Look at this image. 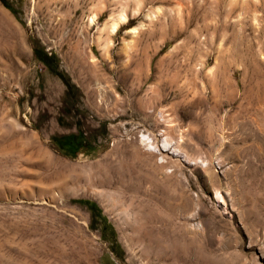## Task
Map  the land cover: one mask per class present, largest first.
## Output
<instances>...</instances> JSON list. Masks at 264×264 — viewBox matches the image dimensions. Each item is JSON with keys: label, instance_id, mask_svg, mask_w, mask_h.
Returning a JSON list of instances; mask_svg holds the SVG:
<instances>
[{"label": "rangeland", "instance_id": "374dc122", "mask_svg": "<svg viewBox=\"0 0 264 264\" xmlns=\"http://www.w3.org/2000/svg\"><path fill=\"white\" fill-rule=\"evenodd\" d=\"M5 2L0 264H264V0Z\"/></svg>", "mask_w": 264, "mask_h": 264}, {"label": "bare ground", "instance_id": "6f19581e", "mask_svg": "<svg viewBox=\"0 0 264 264\" xmlns=\"http://www.w3.org/2000/svg\"><path fill=\"white\" fill-rule=\"evenodd\" d=\"M140 1L141 0H135V2L137 3V4H139L140 3ZM181 11H182V6L180 5V4H178V7H177V14L179 15L180 13H181ZM125 12H124V9L122 10V11H120L119 13H118V15H117V17L114 19V20H112L110 23H109V29H110V31L111 32H114V35L116 34V32L118 31V27H119V25L121 24V23H123L124 21H125ZM93 18V17H92ZM128 23H129V20H128ZM139 32V30L138 31H133V35H137V33ZM133 57H135L133 54H128L127 55V58L128 59H133ZM144 57V56H143ZM145 59V61H146V59H147V57L146 58H144ZM151 60V59H150ZM148 74V73H147ZM146 78V76H144V77H140V76H138V80H139V82L141 83L142 82V80L143 79H145ZM109 87V86H108ZM99 89V91H103V87L101 86V84H100V86L98 87ZM104 90H105V88H104ZM116 94V93H115ZM105 95V94H104ZM107 95V94H106ZM100 97H101V94L99 95ZM117 97V96H116ZM91 98V97H90ZM102 98V97H101ZM100 98V99H101ZM104 99V98H103ZM113 99V98H112ZM137 101H138V99H136ZM102 102V101H101ZM104 102V101H103ZM139 102V101H138ZM131 103V102H130ZM134 103V102H133ZM138 104V103H137ZM142 104V103H141ZM138 105H140V104H138ZM133 107V108H132ZM130 113H135L136 112V109L134 108V106H130ZM140 108H141V106H140ZM129 109V108H128ZM139 109V108H138ZM138 111V110H137ZM144 141V140H143ZM145 143H146V145L149 147V146H151V145H153V144H151V142H149V141H145ZM159 147V150H162L163 148L161 147V146H158ZM64 163H67V162H64ZM63 164V163H62ZM61 164V165H62ZM62 168V167H61ZM55 172V171H54ZM57 172V171H56ZM61 173V172H60ZM56 178V177H55ZM132 190V189H131Z\"/></svg>", "mask_w": 264, "mask_h": 264}, {"label": "trees", "instance_id": "16d2710c", "mask_svg": "<svg viewBox=\"0 0 264 264\" xmlns=\"http://www.w3.org/2000/svg\"><path fill=\"white\" fill-rule=\"evenodd\" d=\"M5 6L9 7L8 4L5 2V0H0ZM81 202L85 203L88 205L89 209L92 211H98V208L96 206V204L92 201H88V200H81ZM96 215H98L99 218H102L99 214V212H95Z\"/></svg>", "mask_w": 264, "mask_h": 264}]
</instances>
